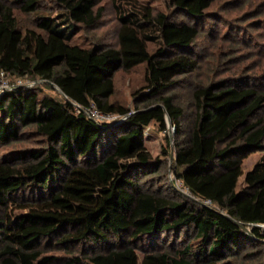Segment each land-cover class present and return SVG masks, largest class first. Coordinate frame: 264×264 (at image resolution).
I'll list each match as a JSON object with an SVG mask.
<instances>
[{
  "label": "trees",
  "instance_id": "16d2710c",
  "mask_svg": "<svg viewBox=\"0 0 264 264\" xmlns=\"http://www.w3.org/2000/svg\"><path fill=\"white\" fill-rule=\"evenodd\" d=\"M44 1L14 0L33 16L25 30L0 3V73L41 80L63 96L27 86L0 95V147L29 133L41 139V147L0 158V264H264V94L224 81L195 89L172 165L195 201L171 186L147 190L143 180L164 164L144 147V133L151 124L165 132L167 123L182 133L185 110L160 95L197 68L190 52L199 30L127 0L128 9L115 5L118 47L82 48L74 38L101 20L102 0H52L47 15L38 13ZM166 1L196 22L216 0ZM140 65L145 96L159 104L127 117L109 102L113 76ZM91 107L126 120L97 123L86 115ZM257 151L262 159L237 190L229 173ZM51 240L79 256H44Z\"/></svg>",
  "mask_w": 264,
  "mask_h": 264
},
{
  "label": "rangeland",
  "instance_id": "374dc122",
  "mask_svg": "<svg viewBox=\"0 0 264 264\" xmlns=\"http://www.w3.org/2000/svg\"><path fill=\"white\" fill-rule=\"evenodd\" d=\"M136 1L148 7L153 14L166 15L175 23L195 25L199 30V36L190 52V57L196 60L197 68L190 74L175 78L174 85L160 95V97H173L174 103L185 110V117L181 121L182 133L176 135L175 128L169 123H167L165 132L160 131L157 125L151 124L144 133V147L153 159H158L164 164L160 172L143 180L147 186L146 189L166 192L167 187L171 186L173 191L184 198L195 201L190 192L177 180L172 170L174 141L181 142L186 127L192 120L191 94L198 87L224 81L227 86L249 87L264 94V0H216L206 11L205 17L196 22L177 13L166 0ZM0 3L14 9L21 29L33 28V16L21 13L17 4H14V0H0ZM115 5H120L125 9L129 6L127 0H102L97 6L103 9L101 20L94 28L83 29L76 35L74 44L82 48L94 46L117 48L119 22ZM54 10L52 0H45L38 13L47 15ZM148 48L153 54L157 51L158 45L149 44ZM145 75L146 66L140 65L128 72L119 71L113 76L115 92L109 102L127 110V117L136 111L159 104L157 98L147 99L145 96L147 93ZM8 81L11 82L9 79ZM22 83L27 87L41 89L43 95L54 100L60 101L63 98L56 87L41 80L25 79ZM141 89L145 90L141 92L142 94H137ZM261 115H264V110ZM111 118L114 121L106 122V124L124 123L126 120V118L117 116ZM24 130L33 132L32 128ZM32 135L34 134L29 133L19 142L0 147V158L18 151L41 147L39 144L41 139ZM163 152L168 155H164ZM262 156L263 152L257 151L243 154L240 157V166L227 177L235 182L237 190L244 187L246 174L262 159ZM260 228L264 233V225H260ZM180 239L181 237L177 245ZM54 243L55 241L51 240L41 246L44 256L64 259L79 256V249L70 246L68 248L56 246ZM139 255L141 256L142 252H139Z\"/></svg>",
  "mask_w": 264,
  "mask_h": 264
},
{
  "label": "built area",
  "instance_id": "2783aa9c",
  "mask_svg": "<svg viewBox=\"0 0 264 264\" xmlns=\"http://www.w3.org/2000/svg\"><path fill=\"white\" fill-rule=\"evenodd\" d=\"M22 84L23 83L21 80H17V81H14V83H11L8 81V78L4 73H0V95L4 91H9L15 86H24ZM86 115L97 123L106 124V122L114 121L112 120L111 115H103L99 113L94 107H91L90 109H88L86 112ZM204 204L209 205V202H205Z\"/></svg>",
  "mask_w": 264,
  "mask_h": 264
}]
</instances>
